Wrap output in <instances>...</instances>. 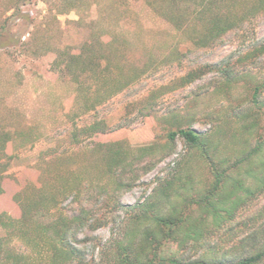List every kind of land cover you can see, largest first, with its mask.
I'll list each match as a JSON object with an SVG mask.
<instances>
[{
  "label": "rangeland",
  "instance_id": "374dc122",
  "mask_svg": "<svg viewBox=\"0 0 264 264\" xmlns=\"http://www.w3.org/2000/svg\"><path fill=\"white\" fill-rule=\"evenodd\" d=\"M149 2L153 0H72L74 8L65 11L66 0H0V23L8 18L14 37L21 34L25 41L24 46L0 49V126L31 133L28 141L18 134L11 137L7 154L15 158L6 160L8 170L2 173L0 212L18 217L14 195L24 190L30 195H56V204L47 202L38 210L34 219L38 224L53 220L58 212L77 213L79 206L100 214L102 224L83 227L75 236L84 264H112L104 254L111 238L118 237L127 211L112 206L111 200L124 206L141 203L163 178L174 174L175 187L189 179L188 192L201 191L210 183L206 163L181 137L169 141L166 133L179 127L205 135L213 132V142L219 141L218 156H232L242 148L241 139L230 138L237 131L232 110L247 99L249 84L264 78V54L238 61L264 43V10L215 43L202 45L190 32L199 29L195 21L187 18L174 27ZM16 6L21 18L16 17ZM94 34L105 43L113 35L118 38L93 47L110 58L109 67H99L98 75L86 71L78 81L60 77L61 71L52 69L55 50L81 52ZM43 43L50 46L49 52L32 53ZM212 64L231 67V77L239 76L238 80L220 89V73L204 67ZM188 72L195 74L189 82L183 80ZM95 122L104 129L81 134ZM73 132H78L77 139ZM112 143L125 149L131 171L113 169L111 174L101 165L102 154ZM145 145L153 148L143 154L139 149ZM59 176H70L71 189L64 194L58 191L63 189ZM114 178L131 185L115 192ZM262 208L264 191L205 243L223 249L236 244L234 252H241L238 241L248 230L242 223ZM0 236L7 240V248L22 250L10 231L0 227ZM176 249L174 243L168 244L164 253ZM202 249L192 247L185 253L195 258Z\"/></svg>",
  "mask_w": 264,
  "mask_h": 264
},
{
  "label": "trees",
  "instance_id": "16d2710c",
  "mask_svg": "<svg viewBox=\"0 0 264 264\" xmlns=\"http://www.w3.org/2000/svg\"><path fill=\"white\" fill-rule=\"evenodd\" d=\"M66 3L69 8L65 11L75 6L72 5V0H66ZM149 4L174 27H180L187 18L195 21L199 29L193 27L190 32L192 38L202 45L215 43L223 34L241 27L245 21L264 10V0H153ZM21 16L16 6V17L21 18ZM23 21L25 22L24 19ZM8 22L9 19L6 18L0 23V49L15 48L17 43L24 46L25 41L20 40L21 34L15 38ZM99 35H92L90 41L93 42L84 43L81 52L70 51L67 47V49L55 50L51 60L52 69L58 68L61 71L59 76H67L71 81H78L80 74L86 71L91 75H98L97 69L109 67L111 60L100 51H95L93 47H103L118 39L113 35L105 43ZM49 47L47 43H43L37 47L39 49H33L32 53L36 54L39 50L49 52ZM262 54H264V43L248 50L243 56L244 59L240 58L238 61ZM226 65L204 66L208 70L220 73L222 77L220 89L227 88L239 78V76L231 77L232 68ZM194 75L188 72L183 80L189 82L194 79ZM111 81L115 82L113 80L107 82ZM118 82L120 80H117ZM248 89L247 99L239 103L240 106L232 110L233 114H231L234 118L232 122L237 123V131L234 130L230 138L241 139L242 144V148L232 156L228 158L218 156L219 141L213 142V132L205 135L191 127H179L166 133L169 141H173L176 136L181 137L185 146L195 151L206 163L211 180L201 191H186L191 190L188 186V178L181 186L175 187L174 174L170 178H163L150 197L141 203L124 206L116 199L111 200L112 206L126 209L127 216L118 237H112L109 241L104 254L108 256V262L112 264L264 263L263 208L242 223L243 226L248 227V230L238 241L242 248L241 252H234L236 244L223 249L217 243H205V240L213 236L216 231L225 228L224 226L235 218L249 200L264 191V78L249 84ZM82 91L85 94V90ZM103 129L101 122H95L81 129V134L90 136ZM16 134L27 141L31 135L26 131L10 132L0 126V194L3 192L2 173L8 170L6 160L15 158L13 153L8 155L7 152L11 146V137ZM72 136L77 139L78 132H73ZM152 148L145 145L139 149V152L144 154ZM127 159L125 149L112 143L105 148L100 161L101 165L112 174L113 169L131 171L132 163L126 162ZM178 164L177 162L176 165ZM67 177L59 176L60 187L63 188L58 189L60 193L64 194L70 188V176ZM111 183H113L111 189L115 192L131 185L116 178L112 179ZM79 184L80 182L75 183V185ZM109 188H105L104 191ZM179 189L184 193L179 192ZM14 199L19 206V216L13 217L4 211L0 212V227L14 234L15 241L19 242L22 250L7 248V240L0 236V264H84L83 252L74 244L75 236L83 227L94 228L102 224L100 214L79 206L77 213L58 212L53 220L38 224L34 220L38 210L44 209L47 202L56 204V195L38 193L30 195L22 190L14 195ZM229 229L232 230L233 227L230 226ZM231 235L228 240L232 241ZM172 243L177 249L165 254L166 245ZM192 247L204 249L199 250L198 256L191 258L186 255L185 249Z\"/></svg>",
  "mask_w": 264,
  "mask_h": 264
}]
</instances>
